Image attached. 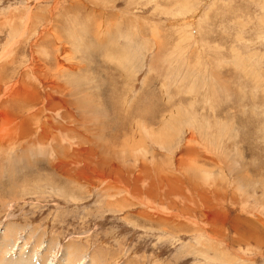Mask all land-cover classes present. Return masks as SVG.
<instances>
[{
    "label": "rangeland",
    "instance_id": "rangeland-1",
    "mask_svg": "<svg viewBox=\"0 0 264 264\" xmlns=\"http://www.w3.org/2000/svg\"><path fill=\"white\" fill-rule=\"evenodd\" d=\"M0 142V264H264V0H0Z\"/></svg>",
    "mask_w": 264,
    "mask_h": 264
},
{
    "label": "bare ground",
    "instance_id": "bare-ground-1",
    "mask_svg": "<svg viewBox=\"0 0 264 264\" xmlns=\"http://www.w3.org/2000/svg\"><path fill=\"white\" fill-rule=\"evenodd\" d=\"M26 30V29H25ZM23 35V34H22ZM4 66H5V64H4ZM67 72H68V70H66ZM69 73V72H68ZM70 74V73H69ZM68 75V74H67ZM23 80H24V77H23ZM22 80V81H23ZM16 85V92L14 91V92H12L11 90H13L14 88H15V86H12V87H9V88H7L6 89V91H5V98L4 99H6V98H8L9 100H7L9 103H11V105H12V102H13V104L15 105L16 104V98H18V99H20L21 97H20V95H19V97H16V96H18V92L21 90L22 92H24L23 91V89H25L26 87H25V85L24 84H22V85H24V88H23V86H22V88L20 87V86H18V84L17 83H15ZM20 84V83H19ZM10 86V85H9ZM20 87V88H19ZM37 87V86H36ZM13 88V89H12ZM29 89V88H28ZM26 90H27V88H26ZM25 90V91H26ZM26 92H28V91H26ZM25 92V95L27 96L28 94ZM30 93V92H29ZM15 94V95H14ZM14 95V96H13ZM4 96V95H3ZM23 96H24V94H23ZM14 97H16L15 99H14ZM49 97V96H48ZM24 99H28L29 100V102L27 103V104H29L30 105V107H32V104H34V105H39L40 104V101H34V102H31L30 101V94H29V96L28 97H26L25 98V96H24V98L21 100V102H23V100ZM42 100V99H41ZM45 100V99H44ZM3 102V101H2ZM6 103V102H5ZM4 103V104H5ZM25 103V102H24ZM32 103V104H31ZM3 104V103H2ZM18 104H20L19 102H18ZM44 104H45V101H44ZM10 105V104H9ZM25 105V104H24ZM36 106H34L33 108H35ZM3 107V106H2ZM14 107V106H13ZM16 107V106H15ZM15 107H14V109H15ZM29 107V106H28ZM13 109V110H14ZM20 109V108H19ZM40 109H42L41 107L39 108V111L37 110L36 112H33V114H32V116H31V114H30V120H29V122L30 121H32V120H35V119H39L40 117H42V110L40 111ZM7 109H5L4 110V113H5V111H6ZM8 112V111H7ZM6 112V113H7ZM21 113V112H20ZM51 114V113H50ZM6 115V114H5ZM16 115V114H15ZM29 116V115H28ZM9 117H10V115H9ZM25 118V117H24ZM27 118V117H26ZM27 119H29V118H27ZM5 120V119H4ZM25 121H26V119H24ZM2 121V120H1ZM11 121H12V119H11ZM14 121V120H13ZM53 122V121H52ZM6 123V122H5ZM8 123V122H7ZM7 123H6V125H7ZM13 123V122H12ZM26 123V122H25ZM35 123V122H34ZM24 124V123H23ZM15 125V124H14ZM26 125V124H25ZM29 125V124H28ZM22 126V125H21ZM13 127H15V126H13ZM25 128V127H24ZM27 128V127H26ZM29 128V127H28ZM3 128H1V130H2ZM6 130V129H5ZM15 131H16V129H14ZM25 131H26V129H24ZM8 131V130H7ZM20 131V130H19ZM24 131V132H25ZM6 133V132H5ZM8 133H13L14 134V136H15V132L13 131H8ZM67 133V132H66ZM23 134V132H20L19 134H16V135H18V136H21ZM63 134H65V133H63ZM4 135V134H3ZM3 135H1V136H3ZM6 135V134H5ZM9 135V134H8ZM67 136V135H66ZM7 137V136H6ZM56 137V136H55ZM54 136H53V138H55ZM70 137V136H69ZM2 138V137H1ZM8 138V137H7ZM15 138V137H14ZM14 138H12V140L14 139ZM65 139V138H64ZM69 139V138H68ZM4 140V139H3ZM6 140V139H5ZM67 141V140H66ZM7 143H10L11 141L9 140V141H6ZM5 142H3L2 144H4ZM0 144H1V142H0ZM5 145V144H4ZM60 159V158H59ZM115 171V170H114ZM107 177V176H106ZM104 185V184H103ZM169 185V184H168ZM108 189V188H107ZM153 205H154V203H153ZM154 212V211H153ZM159 216V215H158ZM156 217V216H155ZM246 237H248V236H246ZM251 237V236H250ZM264 237V236H263ZM242 239V238H241ZM240 239V240H241ZM252 239H254V238H252ZM259 239V238H258ZM255 240H257V239H255ZM261 240V239H260ZM242 241V240H241ZM259 241V240H258ZM244 242V241H243ZM261 242V241H260ZM259 243V242H258ZM11 244V243H10ZM248 244V243H247ZM7 245V244H6ZM230 245V244H229ZM249 245V244H248ZM244 258V257H243ZM33 261V260H32ZM30 262V261H29ZM31 263V262H30ZM29 263V264H30ZM34 264V263H33Z\"/></svg>",
    "mask_w": 264,
    "mask_h": 264
},
{
    "label": "crops",
    "instance_id": "crops-1",
    "mask_svg": "<svg viewBox=\"0 0 264 264\" xmlns=\"http://www.w3.org/2000/svg\"><path fill=\"white\" fill-rule=\"evenodd\" d=\"M51 102L53 103V100H52V98H51ZM54 104V103H53Z\"/></svg>",
    "mask_w": 264,
    "mask_h": 264
}]
</instances>
